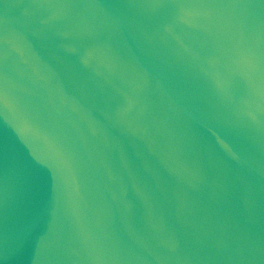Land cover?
I'll use <instances>...</instances> for the list:
<instances>
[{
	"label": "water",
	"instance_id": "obj_1",
	"mask_svg": "<svg viewBox=\"0 0 264 264\" xmlns=\"http://www.w3.org/2000/svg\"><path fill=\"white\" fill-rule=\"evenodd\" d=\"M0 264H264V0H0Z\"/></svg>",
	"mask_w": 264,
	"mask_h": 264
}]
</instances>
